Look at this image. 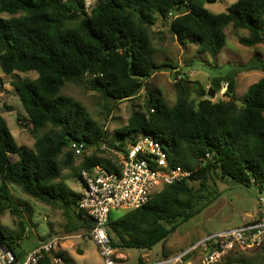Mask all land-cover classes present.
Masks as SVG:
<instances>
[{"label":"trees","instance_id":"16d2710c","mask_svg":"<svg viewBox=\"0 0 264 264\" xmlns=\"http://www.w3.org/2000/svg\"><path fill=\"white\" fill-rule=\"evenodd\" d=\"M86 1L0 0V15L9 16L0 18V70L7 76L35 74L33 79L12 82L35 139L31 151L16 143L0 113V215L17 213L10 190L14 185L74 218L77 222L67 233L88 235L92 230L93 221L77 208L80 194L59 180L75 157L69 146L83 143L85 150L95 152L102 146L123 157L128 149L108 140L80 101L61 93L68 84L95 92L106 103L108 114L142 95L143 103L117 133L130 137L131 143L140 136L154 137L167 154L169 167L191 172L187 180L163 186L141 208L116 219L109 216L107 234L113 248L150 251L216 199L218 184L229 180L256 186L262 194L264 77L248 86L240 106L236 73L231 71L212 80L210 90L216 94L225 85L219 100L209 96V90H201V99L194 101L184 79L174 84L172 105L162 93L144 90L154 74L175 69L155 59L150 30L157 22L167 24L180 46L191 45L196 52L216 58L226 46L229 28L247 31L246 36H237L244 47L264 45V0H236L220 14L205 9V4L220 0H95L89 12ZM247 70L264 72V62ZM96 166L120 170V164L94 153L83 155L77 176L80 179L81 171ZM23 224L14 236L0 222V245L16 256ZM141 263L139 259L136 264ZM41 264H51L48 254Z\"/></svg>","mask_w":264,"mask_h":264},{"label":"rangeland","instance_id":"374dc122","mask_svg":"<svg viewBox=\"0 0 264 264\" xmlns=\"http://www.w3.org/2000/svg\"><path fill=\"white\" fill-rule=\"evenodd\" d=\"M235 2L236 0H220L214 4H205V9L213 14L226 13ZM95 5V0H87L86 11L89 12ZM0 18L7 19L9 16L2 14ZM247 34L245 30H237L236 33L235 30L229 28L226 46L216 58H213L207 53L196 52L194 46H180L169 32L167 24L157 22L150 30L152 43L156 50L155 59L158 63L168 62L175 69L154 74L146 84L144 91H158L162 93L168 104L172 105L176 100L174 84L184 79L187 82L185 85L191 99L199 101L202 97L201 90L207 92L210 90L214 78L224 76L231 71L236 73L235 93L240 106L248 86L264 77V72L261 70H247L251 65L264 62V45L247 48L238 43L237 36H246ZM34 77V73H16L7 76L0 70V81L3 84L0 89V113L16 143L26 151L33 149L35 139L30 133L31 126L27 122L25 111L12 82ZM224 87L225 85H222L218 94L213 92L214 100L223 97ZM61 93L80 101L92 118L106 131L108 140L122 144L125 149L130 148V137L119 135L117 130L127 123L132 111L143 103L142 95L137 100L120 103L108 114L105 108L106 103L87 87L68 84L61 90ZM103 149L106 152H102ZM94 153L100 158H107L118 164L123 161L122 154L102 146L100 152H95L94 149L85 150L81 156L73 158L71 166L62 171L59 179L72 192H79L82 189L77 170L83 155L90 156ZM15 159L16 156H11L12 161ZM62 159L63 156L60 160ZM10 190L17 207V213L11 215L6 212L0 215V222L14 236L20 231V222L24 223V237L16 247L17 253L32 247L33 240L56 238L59 246L76 258H79L83 249L88 255L85 264L102 263L96 253L94 243L87 235L67 233L77 221L71 216H67L60 206H49L28 197L14 185L10 186ZM217 190L219 196L216 199H212L198 214L180 225L164 242L157 244L150 251H146L148 257L145 259L161 258L163 253L177 252L209 234L241 227L261 217L264 209L259 204L260 193L256 186L245 187L229 180L226 183L218 184ZM261 195L264 197V192ZM123 213L124 210L112 211V219L118 218ZM26 229L29 231L28 235ZM63 249L61 251H64ZM238 250L236 249V251ZM240 251L241 255L229 254L217 264H227L228 262L264 264V243L260 247L240 249ZM118 253L125 256V259L121 260L119 264H136L144 252L128 249L118 250Z\"/></svg>","mask_w":264,"mask_h":264},{"label":"built area","instance_id":"2783aa9c","mask_svg":"<svg viewBox=\"0 0 264 264\" xmlns=\"http://www.w3.org/2000/svg\"><path fill=\"white\" fill-rule=\"evenodd\" d=\"M69 150L79 157L85 147L83 143L72 142ZM190 176L191 172L180 166L169 167L161 143L145 135L131 143L118 172H109L99 166L90 172L81 171L82 192L77 200V208L93 221L94 226L87 237L94 243L102 264H119L124 259L108 238L110 213L114 210L139 209L163 186L185 181ZM258 200L264 209L261 194ZM263 243L264 211L252 223L209 234L176 254L141 264H217L236 249L257 248ZM56 247V239L42 243L21 260L11 249L0 245V264H41L43 256L53 252ZM52 264L66 263L62 257L54 256Z\"/></svg>","mask_w":264,"mask_h":264},{"label":"crops","instance_id":"0c3cea01","mask_svg":"<svg viewBox=\"0 0 264 264\" xmlns=\"http://www.w3.org/2000/svg\"><path fill=\"white\" fill-rule=\"evenodd\" d=\"M81 173V172H80ZM81 192H82V189L79 191V192H74V193H76V194H81ZM125 212V211H124ZM112 214L110 213V217L112 218V216H111ZM28 233H29V231L27 232V235H28ZM24 237V236H23ZM54 238H52V239H49V240H33V246L32 247H30L29 249H26V250H23V251H21V252H19V253H17V257L19 258V259H21V260H23L25 257H26V255L30 252V251H32L34 248H36L38 245H40V244H42V243H46V242H49V241H51V240H53ZM56 239V238H55ZM193 243H195V242H193ZM193 243H191V244H193ZM191 244H188L186 247H183L181 250H179V251H175V252H171V253H163V256L161 257V258H164V257H167V256H170V255H173V254H176V253H178V252H180V251H182V250H184V249H186L188 246H190ZM63 249L61 246H59V243H58V241H57V247H56V249L53 251V252H51V253H49L48 255L50 256V258H51V264H52V258L54 257V256H60V257H62L63 259H64V261H65V263L66 264H85V261H86V259H87V257H88V255L85 253V251L82 249V253L80 254V256H79V258H76L75 256H72L71 255V253L70 252H66L64 249V251H61V249ZM82 248V247H81ZM96 253H97V251H96ZM122 255V254H121ZM123 256V255H122ZM123 257H125V256H123ZM148 257V254L146 253V252H144L143 253V255H141V257L139 258V259H141V261H142V263L143 262H147V261H152V260H158V259H161V258H154V259H145V258H147ZM125 259V258H124ZM121 262V261H120ZM99 264H102V263H99Z\"/></svg>","mask_w":264,"mask_h":264},{"label":"water","instance_id":"95a60500","mask_svg":"<svg viewBox=\"0 0 264 264\" xmlns=\"http://www.w3.org/2000/svg\"><path fill=\"white\" fill-rule=\"evenodd\" d=\"M208 95L212 97L213 96V92H211V90H209Z\"/></svg>","mask_w":264,"mask_h":264}]
</instances>
